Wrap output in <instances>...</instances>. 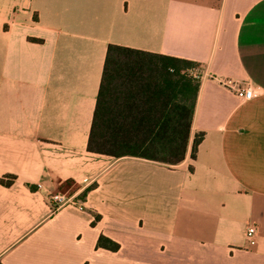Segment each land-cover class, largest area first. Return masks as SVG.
Segmentation results:
<instances>
[{"label": "crops", "instance_id": "obj_1", "mask_svg": "<svg viewBox=\"0 0 264 264\" xmlns=\"http://www.w3.org/2000/svg\"><path fill=\"white\" fill-rule=\"evenodd\" d=\"M108 43L199 63L181 162L87 149ZM0 178V264H264V0H0Z\"/></svg>", "mask_w": 264, "mask_h": 264}, {"label": "trees", "instance_id": "obj_2", "mask_svg": "<svg viewBox=\"0 0 264 264\" xmlns=\"http://www.w3.org/2000/svg\"><path fill=\"white\" fill-rule=\"evenodd\" d=\"M194 68L199 63L192 59L108 43L87 149L115 157L181 162L200 83L191 72ZM202 138V131L195 134L192 157ZM0 182L11 184L4 178ZM97 246L117 250L119 242L100 234Z\"/></svg>", "mask_w": 264, "mask_h": 264}, {"label": "built area", "instance_id": "obj_3", "mask_svg": "<svg viewBox=\"0 0 264 264\" xmlns=\"http://www.w3.org/2000/svg\"><path fill=\"white\" fill-rule=\"evenodd\" d=\"M236 94L243 98L249 99L261 92V87L255 84H248L246 86H238L235 88ZM86 177L81 178L82 180ZM48 202L50 209L56 210L64 205H76L78 207H82V204L78 202L73 196H69L64 192H51L48 196ZM257 229L254 224H249L245 230V238L247 240V244L253 245L256 242Z\"/></svg>", "mask_w": 264, "mask_h": 264}, {"label": "rangeland", "instance_id": "obj_4", "mask_svg": "<svg viewBox=\"0 0 264 264\" xmlns=\"http://www.w3.org/2000/svg\"><path fill=\"white\" fill-rule=\"evenodd\" d=\"M198 70H199V68H194V69H193V72H194V71H198ZM196 74H197V73H196ZM246 85H248L247 82H245V85H244V86H246Z\"/></svg>", "mask_w": 264, "mask_h": 264}]
</instances>
